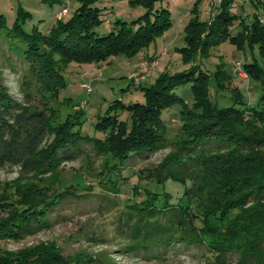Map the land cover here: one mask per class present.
Returning <instances> with one entry per match:
<instances>
[{
    "label": "trees",
    "instance_id": "obj_1",
    "mask_svg": "<svg viewBox=\"0 0 264 264\" xmlns=\"http://www.w3.org/2000/svg\"><path fill=\"white\" fill-rule=\"evenodd\" d=\"M76 1L78 6L71 16L56 19L47 33L36 28L26 32L20 24L8 27L0 14V35L8 43L13 42L29 63L52 77L54 89L49 92L53 98L66 87L59 64L98 63L116 55L134 56L172 23L170 10L161 3L155 6L156 0H128L130 6L144 9L131 21H112L107 16L111 13L107 6L97 5L100 0ZM201 1L194 3L193 16L184 27L186 46L178 48L190 66L179 72H160L151 84L141 86L143 102L112 101L94 124L99 135L84 133L81 125L78 128L83 111L72 112L54 123L49 119L47 158L53 165L68 160L72 155L66 151L84 141L120 163L153 152L166 139L167 123L161 118L162 112L178 106V120L185 134L162 159L154 182L171 180L181 184L183 190L170 203L171 193H158L155 187L149 189L140 184L142 189L136 192L141 194L139 201L146 211L136 212L139 215L130 231L132 238L137 239L142 233L143 216L153 215L156 226L143 230L145 236L140 237L155 246H198L206 251L207 264H228L232 254L235 264H264V91L256 105L248 104L240 89L227 88L232 75L224 60L218 59L213 70L195 63L198 56H211V51L225 42L235 44L243 52L245 47L252 51L256 46L263 64L256 58L239 64L248 78L263 85L264 15L260 18L254 13L251 19L244 20L232 12L234 0H221L211 17L200 20L197 5ZM63 15L67 16L68 11ZM103 23L109 25V31L98 33L96 28ZM188 84L191 103L176 92ZM224 90L229 92L233 104L219 107L215 100ZM122 112L128 114L127 119H121ZM71 116L78 121L73 123ZM242 125L250 126L247 132L241 129ZM111 168V177L118 173L124 180L128 178L122 177L120 171L130 169L116 165ZM59 194L37 203L17 202L13 208L18 223L0 218V237L21 239L43 229ZM159 197L162 202L158 203ZM186 226L195 235H184Z\"/></svg>",
    "mask_w": 264,
    "mask_h": 264
},
{
    "label": "rangeland",
    "instance_id": "obj_2",
    "mask_svg": "<svg viewBox=\"0 0 264 264\" xmlns=\"http://www.w3.org/2000/svg\"><path fill=\"white\" fill-rule=\"evenodd\" d=\"M220 1L202 0L197 5L199 19L211 17ZM261 1L234 0L232 12L244 20L251 19L254 13L262 18L264 2ZM195 2L156 0L155 6L161 3L170 10L172 23L134 56L116 55L98 63L59 64L65 74L66 87L58 90L56 98L49 92L54 89L52 77L29 63L19 54L20 50L14 48L13 42L8 43L0 35V208L3 209L0 218L18 223L13 208L17 202L37 203L51 199L55 193L61 195L47 213L48 225L43 229L21 239L0 237V264H207L206 251L198 246L175 244L163 248L142 240L143 230L157 224L153 215L143 216L145 226L140 228L141 237L132 238L130 232L139 215L136 212L146 211L139 201L141 194L136 192L141 191L140 184L149 189L155 187L158 193H171L170 203L175 202L183 190L181 184L171 180L154 182L162 159L185 134L178 120V106L162 112L161 118L167 123L166 139L153 152L120 163L108 159L91 142L84 141L66 151L72 155L68 160L53 165L47 158L49 119L54 123L72 112L83 111L78 128L81 125L84 133L99 135L94 124L112 101L143 102L141 86L151 84L160 72H179L190 66L178 48L186 46L184 27L193 16L191 9ZM97 5L107 6L111 11L107 16L112 21L115 18L131 21L144 12L140 6H130L128 0H100ZM77 6L76 0H0V14L8 27L20 24L26 32L36 28L47 33L56 19L66 20ZM60 10L68 11V15H59ZM108 26L103 23L96 31L108 32ZM245 48L243 52L235 44L225 42L213 49L211 56L202 59L198 56L195 63L213 70L218 59L224 60L232 75L227 88L237 87L248 104L256 105L264 84L248 78L239 63L253 58L263 63L256 46L252 51ZM142 60L156 64L148 77L131 81V84L129 79ZM189 86H180L176 92L191 103L193 96ZM229 95L224 90L215 102L219 107L230 106L233 102ZM120 117L125 120L128 114L122 112ZM70 119L73 123L78 121L77 117ZM240 127L247 132L250 126ZM113 165L130 169L120 171L122 177L128 178L124 180L118 173L111 177ZM157 202H162L160 197ZM186 227L182 231L184 235H195ZM232 255L227 259L228 264L236 263Z\"/></svg>",
    "mask_w": 264,
    "mask_h": 264
},
{
    "label": "built area",
    "instance_id": "obj_3",
    "mask_svg": "<svg viewBox=\"0 0 264 264\" xmlns=\"http://www.w3.org/2000/svg\"><path fill=\"white\" fill-rule=\"evenodd\" d=\"M65 14V12H60L59 15ZM156 62L150 60H142L138 63L136 72L131 77L132 81H138L150 75V72L153 70V66Z\"/></svg>",
    "mask_w": 264,
    "mask_h": 264
},
{
    "label": "crops",
    "instance_id": "obj_4",
    "mask_svg": "<svg viewBox=\"0 0 264 264\" xmlns=\"http://www.w3.org/2000/svg\"><path fill=\"white\" fill-rule=\"evenodd\" d=\"M237 1V0H236ZM61 4H64L63 1L60 2Z\"/></svg>",
    "mask_w": 264,
    "mask_h": 264
}]
</instances>
